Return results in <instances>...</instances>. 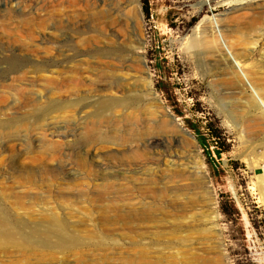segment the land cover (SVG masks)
Masks as SVG:
<instances>
[{
    "label": "rangeland",
    "instance_id": "1",
    "mask_svg": "<svg viewBox=\"0 0 264 264\" xmlns=\"http://www.w3.org/2000/svg\"><path fill=\"white\" fill-rule=\"evenodd\" d=\"M147 1L149 14L144 0H0V209L26 226L55 213L83 240L107 243L81 248V261L0 247V264H264V129L229 116L258 113L254 95L226 80L223 50L189 47L198 24L194 36L208 43L214 21L225 35L247 38L244 67L256 64L254 85L264 96V22L249 33L237 28V0ZM97 31L110 39L84 47L81 38ZM126 40L139 49L127 50ZM81 56L83 84L66 82V63ZM112 57L132 68L113 73L104 62ZM24 70L28 79L13 78ZM116 79L138 95V117L121 119L118 129L103 99L122 96ZM155 103L156 119L169 122L158 143L114 139L153 129L156 119L139 111ZM207 123L220 131L218 144ZM222 145L228 150L219 153Z\"/></svg>",
    "mask_w": 264,
    "mask_h": 264
},
{
    "label": "bare ground",
    "instance_id": "2",
    "mask_svg": "<svg viewBox=\"0 0 264 264\" xmlns=\"http://www.w3.org/2000/svg\"><path fill=\"white\" fill-rule=\"evenodd\" d=\"M226 1L227 0H220L219 2L225 3ZM231 1L232 0H228L227 3H230V4L234 3ZM237 1L240 2V5L230 8V12H238L239 11V13H237V15H234V17H233V21L236 23L235 26L239 29H241L242 27L247 28V33H249L252 30L254 31L256 26H257L256 24L264 22V15H263L264 14V2H259L258 0H237ZM73 2H76V1H73ZM89 2H90V0H89ZM89 2L86 5H89L90 4ZM204 2H208V0H204ZM84 4H85V1H84ZM97 6H99V5H97ZM91 8H93V7H91ZM4 10L5 9H3V11ZM249 10L251 11L250 14H248ZM96 14L98 15V18L107 17V14H105V12H101L99 10L96 11ZM106 24H108V23H106ZM200 26L201 25H199V24L196 25V30L193 32V36L191 37L189 47L194 49L195 51H198L199 49H202L204 47L207 48L210 44V45H212V46H210V48H212V47L213 48L210 50L211 53H209V54H213V53H216L217 51L223 50L224 54L226 55L225 57L227 59V66L231 69L230 73H229L230 77H227L226 80L231 79V80H236L238 82L244 83L249 89H251V91L254 95V99L251 98L250 102L252 105H255V107L258 109V113L252 114L251 117L246 116L243 118L239 115L233 114V112H232V115H229V116H232L234 118L235 123H236V120H237V122H238V120L239 121L242 120L244 122V124L246 125V127H248V128L259 127V128L264 129V96L259 91V89H257V87L254 85V83L258 79H260L261 76L258 75V72H257L258 70H256V71L253 70V68L256 66V64L251 62L249 67L246 68V66L244 67L245 62H243L244 60H242V57L247 56V54L249 53L248 48H247L248 39L247 38L236 39L232 34H229V33H228V35H225L223 33L222 29L219 27L218 22L214 21L215 31H211L210 34L208 32V43H207L204 41V38L198 39L196 36H194L195 33H199L201 31ZM226 36L229 38H226ZM104 38L106 41H108L110 39L108 36V33H104L103 31H97L94 34H91V35H88L86 37L81 38L80 42L82 45H84V47L90 48L92 44L99 43V42L103 41ZM135 44L133 45L129 40H126L124 42L123 46H125V48H127V50H130V51L135 50L136 48L139 49ZM105 49H107V48H105V47L104 48H95L94 52L95 53H97V52H99V53L103 52L104 53V52H106ZM120 50L123 51L124 47H121ZM59 52H60L59 54H62L61 49H59ZM219 56L221 57V55H219ZM112 59H113V57L111 59H109L108 61H104V62H106L107 64L108 63L110 64L109 67L112 69L113 73H116L119 69H122L125 64H126V67H128L129 69L132 68V63L128 62L129 60L127 62L126 61L120 62L118 60V61H114V63H111L113 61ZM246 59H248V58L246 57ZM98 60H100V59L97 58L95 61L101 62V60L100 61H98ZM87 61H88V59L86 57H83V56L78 57L75 60L74 59L69 60L66 63L67 65L65 67H68L67 71L70 72L69 73L70 75L66 76L65 81L68 83H74L75 80H79L78 83L83 84L82 83V77L79 76L78 73L80 72L81 69L86 67L85 65H87V64H85V62H87ZM115 62H118V63H115ZM36 66H39V65H36ZM47 66H49V65L40 64V67H43V68H46ZM11 68L13 70H16V71H19V69H21L19 67V64H12ZM251 71H253V72L251 73ZM28 77H29L28 73L24 70L18 76H15L13 78L15 80H20V79H26V78L28 79ZM122 78H123V75H122ZM126 84H127V82L124 81V79H116L115 85H117V88L121 89L120 91L122 92V94H121L122 96H120V97H107L105 95L103 96V99L105 101H107L106 106L107 107L109 106V108L111 109V113L113 115V124H114V127L117 129H118V126L120 125V122L122 121L121 119L127 120L130 118H134V117L137 118L138 117L136 114V111H138V110L135 108L136 103L138 102L136 100V98H138L137 97L138 95L132 96L133 94L132 95L128 94L130 89H128V86ZM98 85H100V84H98ZM137 90H138V88H137ZM137 93H139V92H137ZM154 94H155L157 99H160L157 96L158 94L156 91H154ZM133 106L136 110L132 111L133 113H131L128 111V109L133 107ZM157 106H158L157 103L152 104V106L144 105V110L139 111V112L141 113V116L147 120V122L150 121L153 123L154 120L156 119V108L154 109L153 107H157ZM166 121L168 122V118L164 115H162V116L158 117V119H156L154 128L156 129L157 133H154V128L151 129V127L147 126V128H145V129H137L136 128L135 131L132 133H130V132L125 133L124 132L125 134H120V135L114 136V139L116 141H118L119 143L126 142L127 140L130 142H135L136 144H138V146L142 145V144L150 145V144L158 143L160 141V137H162L161 132H162L163 128L165 127L164 125H165ZM0 126H2L1 122H0ZM165 136H166V134H165ZM165 144H168V143H165ZM148 150H146V151H148ZM145 155H146L145 152H142V154L138 153V158H143ZM258 187H259L260 192L262 194V199L264 200V178H263V176L258 177ZM149 188H150V186H149ZM51 215L52 216H51V218L47 224L43 225L40 223H36L33 226H26V224H24L21 221L14 222L8 215H6L0 209V247H2V248H15L17 250H22L26 253H29L32 251H46L47 252L46 254H49V256L52 258L55 257L56 253L68 254V255L74 256L78 261H81V259H82L81 248H83L85 246L86 247L87 246L88 247H90V246L100 247V246L107 244L106 241L103 239H98V240H93V241L83 240L80 237L77 230L75 228H70L64 219L60 218L55 213H52ZM105 229H107V228H105ZM91 237H92V235H91Z\"/></svg>",
    "mask_w": 264,
    "mask_h": 264
},
{
    "label": "trees",
    "instance_id": "3",
    "mask_svg": "<svg viewBox=\"0 0 264 264\" xmlns=\"http://www.w3.org/2000/svg\"><path fill=\"white\" fill-rule=\"evenodd\" d=\"M144 10L147 14H149V3L147 0H144ZM160 89L165 92V88L164 87H161L160 86ZM174 112H177V109L176 107H174ZM209 126V127H208ZM192 128H195V131L196 133L202 137L204 140L206 139L205 135L202 133V132H199V129L195 126V125H192ZM207 129H209L210 133V137L211 138H215V143L218 144L219 143V140H220V131L217 130V129H214V127H212V124L210 123H207ZM212 130V131H211ZM208 132V131H207ZM219 149H217V151L220 153L221 151H226L228 150V147L227 145H222V146H217ZM208 153H210V151L208 150Z\"/></svg>",
    "mask_w": 264,
    "mask_h": 264
},
{
    "label": "crops",
    "instance_id": "4",
    "mask_svg": "<svg viewBox=\"0 0 264 264\" xmlns=\"http://www.w3.org/2000/svg\"><path fill=\"white\" fill-rule=\"evenodd\" d=\"M259 175H263L264 178V169L261 167V172L259 173Z\"/></svg>",
    "mask_w": 264,
    "mask_h": 264
},
{
    "label": "water",
    "instance_id": "5",
    "mask_svg": "<svg viewBox=\"0 0 264 264\" xmlns=\"http://www.w3.org/2000/svg\"><path fill=\"white\" fill-rule=\"evenodd\" d=\"M172 117L174 118V116L172 115Z\"/></svg>",
    "mask_w": 264,
    "mask_h": 264
},
{
    "label": "built area",
    "instance_id": "6",
    "mask_svg": "<svg viewBox=\"0 0 264 264\" xmlns=\"http://www.w3.org/2000/svg\"><path fill=\"white\" fill-rule=\"evenodd\" d=\"M263 169H264V166H263Z\"/></svg>",
    "mask_w": 264,
    "mask_h": 264
}]
</instances>
